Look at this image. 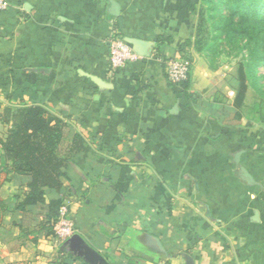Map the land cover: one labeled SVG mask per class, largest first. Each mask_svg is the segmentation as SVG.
<instances>
[{"label": "crops", "instance_id": "crops-1", "mask_svg": "<svg viewBox=\"0 0 264 264\" xmlns=\"http://www.w3.org/2000/svg\"><path fill=\"white\" fill-rule=\"evenodd\" d=\"M200 8L196 0H8L0 140L12 127L7 113L42 106L68 123L61 153L76 136L85 149L61 179L75 225L63 243L50 227L56 195L17 210L29 180L1 167L2 188L15 192L0 196V260L264 264V114L237 111L235 90L194 56ZM117 36L140 42L142 55L113 71ZM184 56L193 57L192 99L167 75V61Z\"/></svg>", "mask_w": 264, "mask_h": 264}, {"label": "trees", "instance_id": "trees-1", "mask_svg": "<svg viewBox=\"0 0 264 264\" xmlns=\"http://www.w3.org/2000/svg\"><path fill=\"white\" fill-rule=\"evenodd\" d=\"M209 2L212 4L209 10L200 8L201 12L196 26L194 49L199 54L205 52L208 47L210 32L208 18L212 19L211 13L215 11L222 13L229 8L233 15H238L241 20L251 16L262 20L264 16V0H227L223 3L220 0H209ZM230 17L222 16L224 21ZM219 29L220 26L217 30ZM185 60L190 61V57L185 56ZM190 76L191 74L186 81L179 85L187 99L193 98V94L189 92ZM247 100L248 88L245 76L241 74L239 86L235 90V109L240 112L248 108ZM254 110L256 111L254 116L263 115L264 102L261 101L255 105ZM7 115L11 118L12 127L8 139L5 142L0 140L4 151L2 159L5 164L3 168L4 170L9 169L15 175L27 177L29 180L27 184L29 191L25 193L24 201L16 209L25 212L26 207H35L45 203V196L49 192L50 195H56L49 205L50 218L54 220L53 224H55L64 202L60 198L63 189L61 182L64 176L63 171L68 168L71 160L85 149L84 141L80 136L74 137L69 143L68 150L62 154L61 149L65 144V136L69 128L68 123L42 106L20 108L14 113H7ZM0 172L2 171L0 170ZM3 206V201L0 198V211ZM53 224L50 226L51 229H53Z\"/></svg>", "mask_w": 264, "mask_h": 264}, {"label": "rangeland", "instance_id": "rangeland-1", "mask_svg": "<svg viewBox=\"0 0 264 264\" xmlns=\"http://www.w3.org/2000/svg\"><path fill=\"white\" fill-rule=\"evenodd\" d=\"M224 1L227 0H220L221 3ZM211 5L209 0H196V8L209 10ZM200 12V9L196 10L197 15ZM225 15L230 17L233 13L229 8L222 13L220 11L211 13L212 19L208 18L210 30L208 47L202 54L195 52L194 56L197 57V54L211 73L218 75V81L224 82L228 88L236 90L240 75L245 76L248 88L247 106L249 115L253 117L256 112L255 105L261 101L264 102V16L262 20L252 16L241 20L238 15H233L224 21L222 16ZM219 26L220 29L217 30ZM192 58L190 57V61L193 69ZM181 59L185 60V56ZM4 164V160L1 159L0 170ZM2 186L0 181V196L15 192L13 187L7 185L8 188L4 189ZM4 190L7 191L3 192ZM1 254H3L2 251L0 256ZM6 261L0 260V264H7Z\"/></svg>", "mask_w": 264, "mask_h": 264}, {"label": "built area", "instance_id": "built-area-1", "mask_svg": "<svg viewBox=\"0 0 264 264\" xmlns=\"http://www.w3.org/2000/svg\"><path fill=\"white\" fill-rule=\"evenodd\" d=\"M8 9V0H0V13ZM110 65L113 71L124 69L127 64L140 60V56L120 37H114L110 43ZM168 80L172 85H180L191 74L192 63L184 59L167 61ZM54 239L58 243L66 242L74 233L75 225L70 214L69 203L64 202L59 217L53 224Z\"/></svg>", "mask_w": 264, "mask_h": 264}, {"label": "water", "instance_id": "water-1", "mask_svg": "<svg viewBox=\"0 0 264 264\" xmlns=\"http://www.w3.org/2000/svg\"><path fill=\"white\" fill-rule=\"evenodd\" d=\"M126 42H128V43H130V44H133L136 53L138 52L140 55H142V54H141V51H140V50H141L140 47H142L141 44H140V42H137V41H134V40H127ZM138 53H137V54H138ZM139 54H138V55H139ZM242 177H243L245 180H247L249 183H251L252 178H251V176L248 174L247 171L244 172V174H243Z\"/></svg>", "mask_w": 264, "mask_h": 264}]
</instances>
